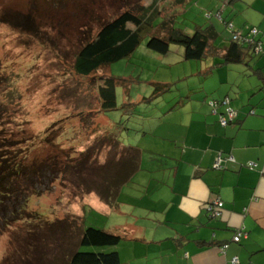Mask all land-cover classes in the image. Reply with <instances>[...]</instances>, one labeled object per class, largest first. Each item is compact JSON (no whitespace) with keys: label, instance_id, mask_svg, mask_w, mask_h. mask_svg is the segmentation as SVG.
Returning <instances> with one entry per match:
<instances>
[{"label":"rangeland","instance_id":"1","mask_svg":"<svg viewBox=\"0 0 264 264\" xmlns=\"http://www.w3.org/2000/svg\"><path fill=\"white\" fill-rule=\"evenodd\" d=\"M226 1H159L154 27L171 15L174 28L191 34L195 25L212 23L219 33L216 41H227L231 34L216 15ZM150 2L139 0V4ZM126 8L122 0H0V106L4 109L0 141L13 143V149H6L17 151L18 158L24 157L26 163L44 158L58 170L42 192L35 190L28 195L27 218L0 231V264H67L70 242H75L79 233L75 228L81 223L83 207L87 205V211L98 196L96 190L106 184L102 183L105 174L101 173L104 162L115 161L116 153L120 154L121 145L116 146L106 135L105 126L126 120L128 125L139 128L143 122L144 103L136 93L142 94L146 85L138 82L137 76L172 81L171 90L154 101L162 104L164 112L173 109L174 101L180 99V94L185 95L187 85L192 84V78L180 79L184 66L176 59L182 46L171 43L167 58L174 61H170L172 65H162L167 61L160 62L161 54L146 47L147 36L142 37L131 57L117 60L90 76L75 74L72 65L79 48L95 35L103 21ZM250 27L238 31L245 33ZM144 32L150 30L146 28ZM189 63L194 67L197 61ZM104 74L133 77L130 100L136 103L135 114L125 117L120 110V85L116 87V107L99 111L98 77ZM125 134H120L122 145L137 143L130 136L122 137ZM127 187H133L132 183L123 185L118 199L121 203L128 198ZM125 217L119 211L108 215L88 212L85 224L109 231L114 223H124ZM68 230L72 233L68 234Z\"/></svg>","mask_w":264,"mask_h":264},{"label":"crops","instance_id":"2","mask_svg":"<svg viewBox=\"0 0 264 264\" xmlns=\"http://www.w3.org/2000/svg\"><path fill=\"white\" fill-rule=\"evenodd\" d=\"M220 9L234 29L255 26L262 51L247 63L219 64L222 51L216 49L194 67L177 54L176 63L184 66L180 76L192 78L188 102L164 112L154 100L143 105L142 127L128 125L133 133L122 137L130 136L141 149L138 171L125 184L133 185L126 189L128 198L112 207L97 196L88 205L97 214L126 216L109 230L120 236L111 247L119 264H227L233 257L236 264H264V0H227ZM216 40L222 47L229 39ZM167 54L159 61L169 66L174 60ZM150 79L137 76L146 85L136 93L139 101L150 95ZM224 96L236 111L225 126L207 104ZM218 156L221 166L215 167ZM216 198L223 206L213 217L208 207ZM238 229L246 235L235 242Z\"/></svg>","mask_w":264,"mask_h":264},{"label":"trees","instance_id":"3","mask_svg":"<svg viewBox=\"0 0 264 264\" xmlns=\"http://www.w3.org/2000/svg\"><path fill=\"white\" fill-rule=\"evenodd\" d=\"M132 1L135 3L132 4L130 0H122L127 8L114 18L103 21L95 35L79 48L72 65L76 75L90 76L117 60L129 57L140 45L144 36L148 37L146 47L158 54L165 55L168 53L171 43L182 46L184 60L199 61L209 53L219 49L222 51V59L219 64L247 63L248 59L262 51L263 39L256 38L257 28V33L253 36L249 33V29L245 33H240L232 26H228V23H231L229 20H224L221 17L220 20L231 36L227 44L219 47L213 43L219 34L214 24L195 25L193 32L187 34L181 29L173 27V19L170 15L165 16L154 27L153 20L159 13L157 4L160 0H151L147 5L139 4V0ZM217 14L221 16L219 10L216 11ZM206 18L209 16L207 15ZM146 28L150 32L145 33ZM259 43L260 50H256ZM209 71L207 69L203 75L205 76V73ZM131 82L133 80L130 78H116L108 74L100 75L97 85L99 111L103 113L116 107V87L120 85L124 96L120 110L125 114V117H128L127 115L130 113L135 114L133 107L136 103L129 99ZM172 84V82H150L151 93L141 99L140 102L150 104L165 92L170 91ZM191 89V92H194L196 88ZM188 94L189 92L187 95L180 94V99L175 100L172 106L178 107L185 103V100L189 98ZM232 109L235 110L233 107ZM3 111V107L0 106V119ZM105 128L106 135L114 141L116 146L121 145V148L120 154L116 153L115 161L109 159L104 162L105 168L101 173L104 172L105 175L102 177V183L106 182L107 185L103 184V188L96 190V194L105 203L114 207L118 204L117 198L121 187L130 181L133 174L138 171L141 149L138 143L121 144L120 134L124 135L125 131V135H127L130 132L126 120L105 126ZM2 140L6 141V139ZM5 141H0V231H4L15 221L27 218L26 202L28 195L35 190L37 193L42 192L46 188V183L52 182L58 172L56 166L51 167V163L47 162L49 160L44 158L32 160L30 164L26 163L24 157L18 158L17 151L9 152L14 148V145ZM6 148L10 149L7 150ZM82 163L85 164L83 160ZM80 166L83 167L84 165ZM83 208L85 214L81 218V223L75 228L79 233L75 242H70L66 263L119 264L118 253L111 247L120 241V236L92 225H86L87 213L96 212L91 207L87 211L85 206ZM52 231L54 232L53 227ZM70 233L72 231L68 230V234Z\"/></svg>","mask_w":264,"mask_h":264},{"label":"built area","instance_id":"4","mask_svg":"<svg viewBox=\"0 0 264 264\" xmlns=\"http://www.w3.org/2000/svg\"><path fill=\"white\" fill-rule=\"evenodd\" d=\"M218 17L219 19H221V16L218 15ZM228 26L231 27L232 26L231 23H228ZM249 33L252 36L255 35L257 33L256 27H252V28L250 27ZM234 38H236V36H234ZM256 50H260V43L256 46ZM229 103H230V99L228 96H224L218 99L212 98L208 100V105L210 106L213 113H218L219 122L223 126L231 123L236 116V111L232 109ZM219 107H222L221 112L218 111ZM214 166L215 167L221 166L219 156L215 160ZM248 166L252 168L254 165L252 163H248ZM222 206H223V201L221 199L219 198L214 199L213 202L210 203L208 207V209L211 211L210 216L213 217L220 216ZM245 235L246 232L243 229H238L236 233L232 236V240L238 242L240 238ZM226 247H227V243H223L220 246V250L223 252L225 251ZM236 263H238V259L236 257H233L229 260L227 264H236Z\"/></svg>","mask_w":264,"mask_h":264}]
</instances>
